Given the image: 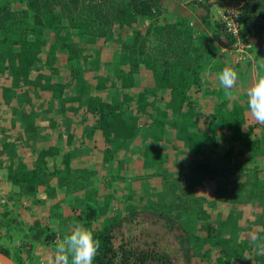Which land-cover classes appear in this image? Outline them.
<instances>
[{
	"label": "crops",
	"instance_id": "0c3cea01",
	"mask_svg": "<svg viewBox=\"0 0 264 264\" xmlns=\"http://www.w3.org/2000/svg\"><path fill=\"white\" fill-rule=\"evenodd\" d=\"M188 1L191 4L185 0H163L165 12L160 23L172 24L175 29L171 30L177 32L167 35L162 31L160 37L153 33L146 37L144 51L151 55L159 53L156 52L157 48L165 50L167 42L189 43L195 49L207 50L210 55L209 60L204 57L200 64L199 83L192 84L188 92L189 97L193 96L195 118L187 126H179L178 135L172 127H165L162 131L157 129L159 134L161 132L171 140L170 147L176 149L170 152L171 156L169 152H161L160 155L166 157L169 154L166 164L169 165L168 172L178 171L180 188H183L180 190L187 191L188 198L194 195L198 199L209 198V209L204 208H211L212 224L232 239V246L245 244L249 242L245 237L247 233L249 236L253 232L264 234V124L256 123L248 115L246 95L253 78L264 73L260 67L264 64V32L260 37L251 38L253 45L245 60L235 63L229 39L222 32L220 23L221 11L228 6V0H206V3L205 0ZM67 3L63 0L64 12L59 5L54 11L44 13V25L40 26L34 23L35 13L28 9V0H0V9L4 13L0 17L13 22L0 29V167L8 169L16 166L13 172L1 168V178L5 180L4 186L12 192L10 198L22 196L24 200L33 198L34 194L38 200L36 207L32 205L31 209H23L22 212L34 214L36 211L40 219L49 212V221L54 226H57V218L53 215H63L61 218L63 223H67L66 229L75 222L71 218L74 210L84 213L88 204L95 203L101 208L112 194L101 188V177L95 178L96 175L93 177L88 172V179L86 174L92 169L98 171L102 165L97 161V154L103 165L104 162H112L111 168L117 170V165L123 161L121 157L125 158L126 163L137 165L141 160L133 159L136 154L133 152L138 153L142 146L146 147L136 143L140 141L138 137L127 142L118 140L119 144L129 143L128 147L122 148L127 152L111 154V159L107 160L110 142L101 130L99 114L87 110L89 98L96 103H112L115 98L122 101V85L117 81V70L130 69L129 64L122 63V54L125 52L124 43L134 36L133 33L130 31L128 37L127 34L121 36L116 26L103 28L99 24L93 31L88 30V35L85 31L81 38L74 35L75 30L71 26L67 30L63 27L61 34L57 35L59 22H69L75 18L66 13ZM46 4L52 5L50 1ZM6 10L9 13L6 14ZM25 11L32 12L25 18ZM28 16L32 19L29 31L24 29L25 20L29 21ZM149 24L150 20L147 19L139 21L143 36ZM67 38H72L70 45L65 42ZM138 48L129 47V54L138 52ZM28 49L37 53L27 67V76H23L20 72L22 66H19L14 54H20L23 58L20 52ZM172 49L163 52L160 64L163 59H171L172 63ZM73 55L78 58L75 59ZM225 66H231L239 77L231 90V97L225 95L217 78V73ZM139 68L136 87L153 92V72L143 66ZM103 70L107 71L104 77ZM107 77L109 81L106 82ZM156 94L159 95L160 102H157L160 106L156 102L154 105L158 111L164 108L161 101L169 98L170 93L168 90H158ZM133 101L137 103L136 96L132 97ZM215 111L221 112L225 121L217 120L216 127L212 128V120L210 122L208 117L214 116ZM130 114L134 116L136 110L132 108ZM249 127L252 131L248 140H231L232 135L236 137L238 133L248 132ZM128 149L131 153H128ZM166 165L160 167L163 172L167 171ZM157 167L158 162H152V174ZM198 168L207 169L208 172L202 173ZM138 172L146 174L152 183L149 171ZM116 174L114 177L108 175L105 179L110 182L108 187L113 189L114 184L117 186ZM14 176L23 179L22 182L32 181L21 185L15 183ZM71 176L74 177L69 178ZM187 176L190 178L186 179ZM31 182L36 185L33 189L30 188ZM90 197L94 199L91 203ZM45 198L51 199L48 204ZM41 202L48 207L47 211L39 210L43 207L39 204ZM82 206L84 209H81ZM249 229L250 232H247ZM238 238L241 239L239 243L236 241Z\"/></svg>",
	"mask_w": 264,
	"mask_h": 264
},
{
	"label": "trees",
	"instance_id": "16d2710c",
	"mask_svg": "<svg viewBox=\"0 0 264 264\" xmlns=\"http://www.w3.org/2000/svg\"><path fill=\"white\" fill-rule=\"evenodd\" d=\"M44 1V0H43ZM41 0H28V9L34 11L35 13V24L37 25H44L42 21V15L46 12H52L59 7L57 0H51L53 2L52 5L47 6L46 1ZM50 1V2H51ZM68 5L66 6V12L70 9H77L78 4L83 0H66ZM98 6L96 7V11L94 15L91 16V19L87 21L78 22L72 21L71 28L79 30L84 29L85 27L93 31L96 28L95 25L99 27V24L102 25L104 28H108L109 26H116L120 31L125 30L127 37L131 32L133 33V37L128 39L124 44L125 50L124 54H122L123 60L122 63L129 64L130 69H118V74L122 75V78L118 81L119 85L122 87H136V82L139 79L140 75V68L141 66L145 67L147 70H151L155 76V85L153 93L158 92V90H168L169 91V98H164L163 106L164 108L160 110H155L151 114L153 118L152 123L155 127V131L159 129L162 131L165 127H176L177 125L181 128L184 124L188 122H192L195 118L193 116L194 107L192 105V100L188 96V92L192 88V84H198L200 81V64L204 60H209L210 58L209 53L207 50L205 52L208 53L206 55L205 52L200 50L199 48H194L189 43H177V42H167V48L173 49L170 51L172 57L171 59H163L162 64H160L163 52L161 48H157L154 54H149L148 52L144 51L145 44H146V37H148L151 33L155 36L157 35L160 37L162 31L164 33L172 34L176 33L177 30L172 31L171 29H175L172 24H161V16L165 12L163 7V0H97ZM188 4L190 3L188 0H185ZM208 1V0H207ZM240 1L244 2L243 6L241 7L240 12V36L244 42L251 43V38H256L262 36L264 32V0H228V6L236 5ZM45 3V4H43ZM206 3V0L205 2ZM191 4V3H190ZM102 5V8L100 6ZM111 5V7H110ZM196 5V4H194ZM103 6L106 9V6H109L111 12L109 10H104ZM61 10L63 11V7L60 5ZM10 10V9H9ZM52 10V11H49ZM32 11H25L23 14L25 18ZM71 12V11H70ZM2 9H0V16L2 15ZM9 13L6 10V14ZM11 14L14 12H10ZM4 14V13H3ZM90 18V17H88ZM147 19L150 20L149 26L145 30V36L142 35L141 28L139 27L138 23L140 20ZM99 20V22H98ZM24 22V21H23ZM12 20H4V18L0 17V29H3L5 26L10 25ZM23 24V23H22ZM26 24H28L26 28ZM93 24L94 26H91ZM24 29L30 30L31 29V22L25 20L24 22ZM93 28V29H92ZM223 28V27H221ZM222 32L225 34L224 30L221 29ZM131 31V32H130ZM227 37L228 35L225 34ZM229 42L231 39L228 37ZM58 40H62L59 38ZM160 40V39H159ZM65 42H68L70 45V38H67ZM38 44V42H37ZM68 45V44H66ZM39 46V44L37 45ZM138 46V52H132L129 54V47ZM206 47V46H205ZM143 48V49H142ZM23 55V58L20 57V54H14L20 63L19 66H22V70L20 71L23 76H27L28 70L27 67L31 63V61L36 57L37 51L28 49L23 50L20 52ZM156 54L158 56H156ZM81 56V55H79ZM153 56V58H152ZM76 59L78 58L77 55H73ZM160 57V58H158ZM152 58V60H151ZM159 61V62H158ZM174 65V66H173ZM23 66L25 69L23 70ZM27 69V70H26ZM142 69V68H141ZM144 69V68H143ZM77 71V75H79V71ZM77 77L78 76H74ZM79 79V78H78ZM94 81V79H93ZM109 81V78H106V82ZM121 83V84H120ZM84 89L82 90V92ZM81 92V93H82ZM150 92L149 89H145L140 93L136 100L138 101V109L136 110V114L132 116L130 111L132 110L130 106V99L128 96L122 95V101H118L116 98L112 103H107L105 101H101L96 103L94 99L89 98L87 102V110L99 114L100 117V127L101 130L104 132L105 138L111 143H117L118 140H122L123 142H127L135 138L139 131V123L142 121L145 114H148L146 110V106L148 103L146 102L145 94ZM134 102V101H133ZM188 105V107H186ZM190 106V107H189ZM217 114H213L214 116H210V122L212 120L211 126L212 128L216 127V121L219 120L220 122H224V116L220 114L221 112L216 111ZM174 114V116H172ZM233 120H236L235 118ZM239 122L241 120L238 119ZM146 123V122H145ZM252 129L249 127L248 132L238 133L232 135L231 140L243 142L248 140V136L251 134ZM144 134V133H143ZM138 136V135H137ZM163 136V134H162ZM165 136V135H164ZM143 137V136H142ZM153 137L159 139L157 136V132L153 134ZM144 138V137H143ZM167 138V136H165ZM230 141V140H229ZM231 141V142H232ZM120 143V145L123 144ZM232 145L230 144V147ZM252 147V144L250 145ZM148 149V148H147ZM149 150V149H148ZM110 152V151H109ZM114 154V153H113ZM111 153L108 154L106 157L107 160L111 159L109 157ZM109 158V159H108ZM68 169V167H66ZM3 169V168H2ZM64 172L63 174L65 175ZM199 171L202 173L208 172L207 169L198 168ZM204 170V171H203ZM70 174V171L69 173ZM10 176V175H9ZM15 179V183L25 185V182L30 183L31 179L27 181H23V179H16L17 177H12ZM21 182V183H19ZM73 186L77 187L72 183ZM36 185L31 182L30 188L33 189ZM94 199L89 198V203H91ZM110 201L106 199V203L101 206V208L97 207V204L87 205V212L85 213L84 217L82 215H75L74 213L71 214V218L75 222H79L84 220L86 225L89 226V229L92 230L94 237L100 240L101 246L98 251V254L94 260V264H115L116 257L120 256L122 249H125L124 246H120L121 251L119 253L114 251L111 247L113 242V230L117 227L120 228V221H114L109 224H105L103 226L94 227L93 222L101 218L102 215L105 214L106 208L110 205ZM132 211V208H131ZM205 216L204 223H200L201 227L199 228L202 235H191L190 233L181 230L182 226H179V232L177 233V238L179 240L181 251L183 256L187 262H190L192 259H197L199 264H240V252L239 250L242 249L244 251H248L250 247V243L247 242L245 244H239L232 246L231 238L222 234V230L220 228H215L212 224L211 216H207L205 212H203ZM77 214V213H76ZM132 214V213H131ZM154 215L164 216L166 217V213L163 211H153ZM63 215H56L57 219H60ZM51 218V216L49 217ZM56 219V221H57ZM42 219H37L35 222L28 228V233L26 235L29 242L32 243H43L48 242L53 239L54 233L49 231L50 229H54L55 227H60V225L54 226L52 223L50 225L42 224ZM122 220H125L124 218ZM210 221V222H208ZM44 222V221H43ZM50 222V221H49ZM91 227V228H90ZM194 242V243H193ZM231 243V244H230ZM203 245H206L207 248H204ZM0 251L11 257L9 249L0 245ZM122 258H126L124 262H127L130 259L135 260V264H148V261L151 256H149L146 252H133L128 251L125 249L121 253ZM158 255V253H157ZM259 264H264V256H258ZM167 264L169 263V258L166 257ZM160 264V263H159ZM247 264H250L249 262Z\"/></svg>",
	"mask_w": 264,
	"mask_h": 264
},
{
	"label": "rangeland",
	"instance_id": "374dc122",
	"mask_svg": "<svg viewBox=\"0 0 264 264\" xmlns=\"http://www.w3.org/2000/svg\"><path fill=\"white\" fill-rule=\"evenodd\" d=\"M57 1L59 5H61L62 7L64 6L63 0H57ZM51 4H53L52 1ZM48 5L49 4H47V6ZM67 5L68 3L66 4V6ZM97 6H98L97 0H83L78 4L77 9L69 8L71 12L67 10L68 13L67 12L66 13L69 15L71 14V16H75V18H73L69 22L67 21L59 22L58 23L59 27L56 30V34L57 35L61 34L63 29L66 28L68 29V27L71 26L70 23H72V21L83 22L85 20L87 21L88 19H91V16L94 15ZM100 8H102V5L100 6ZM108 8L110 9L109 6H106L107 10H109ZM103 9L106 10L105 7H103ZM109 11L111 12V9ZM28 19L30 22H32V19L29 16ZM91 26L94 25L91 24ZM71 29L73 31L75 30L74 35L78 38L84 36L83 33L85 31L87 32V35L89 34L88 29L86 27L84 29H79V30H77V28L76 29L71 28ZM119 31L120 30H117V32ZM120 33L122 36L126 34V31L123 30L120 31ZM70 39L72 40V38ZM102 73H103L102 77H104L107 71L103 70ZM121 78L122 75L120 77V75L118 74L117 81H119ZM144 90L145 88L141 89L135 86L129 88L126 86V87H122L121 94L128 96L130 99H132L133 96L138 97L140 93ZM145 96H146V102L148 103V105L146 106V110L148 114L142 116L143 119L139 123L140 125L137 134L138 136L136 135L135 137H138V139H140V141L138 140L136 142L137 144L141 143V146L144 144V146L146 147L142 146V148L138 153L133 152V154L136 153L134 154L135 156L133 157V159L135 158L141 161H139L137 165H131L130 163L128 164L125 162L126 160L124 157H121L120 160L123 161H121V164L117 165V170H113L110 165V163L112 162L110 163L104 162L103 165L102 163L103 161L101 157L97 154V161L99 164H102L100 165L99 170L96 171L92 169L86 172L87 175L89 172V175L91 174L93 177L96 175L95 178H97V176L101 177V180L103 181L102 184L100 185L101 188H105L107 189V191L109 190L112 193L111 196L108 198L111 204L105 209L106 210L105 214L102 215L101 218L99 217L98 220L93 222V226L99 227L114 221H120L121 222L120 228L117 227L112 232L114 237L111 245L112 249L118 252L120 250V246L123 245L124 248L128 251H133L135 253L140 251L146 252L149 256H151L148 261V264H159V263L167 264L166 257L169 258L168 264H199V261H196L197 259L196 260L192 259L190 262H187L185 260L183 253L181 251L179 240L177 238V233L180 231L179 226H182L181 230L186 231L191 235H201V232L199 230L201 226L200 223L206 222L205 218L203 219V216H205L203 215L204 214L203 212L205 213L207 212L206 214L209 217L212 216L211 208L210 210H206L204 208V206H206L209 209V204H208L209 198H206L205 200L204 198L198 199L196 198L193 192H191V194H193L194 197L188 198V192L180 190L182 187L180 188L181 181L180 178L177 176L178 171L175 170L174 172H168L169 165L166 164L167 161L169 160V154L166 157H163L162 155H160V153L161 152L173 153L176 149H174V147H170L171 140L169 138H165L164 136L165 134L162 136L161 132L159 134L158 130L156 131L154 130L155 127L153 126L152 123L153 118L151 117V114L153 113V111L157 110L158 108L156 105H154V102H156L157 104L160 102L159 98L157 97L159 95L153 92L151 93L148 92L145 94ZM192 97L190 98L192 100L191 103L194 107V100L192 99ZM161 103L163 104V100L161 101ZM138 104H139L138 101L137 103L132 102V106H133L132 108L134 110H137L139 106ZM158 105L160 106V104ZM186 107H188V105H186ZM193 113H194L193 116H195L196 113L194 111ZM208 118L210 119V117ZM174 128L176 134L178 135V130H180L179 126L177 125V128L176 127ZM155 132H157V136H159L160 140H158V138L155 139L153 137V134ZM191 143L194 144V142L192 141ZM128 145L129 143H123L122 145H120L117 139V146L114 142L109 143L110 153L112 155L114 154L118 155L119 153L123 154L124 152L127 151L126 149H122V148L123 147L126 148L128 147ZM112 147L117 150L115 151V149H112ZM128 151H129L128 153H131L130 149H128ZM171 153L170 156L172 155ZM152 162H158V167H159V169H157L158 168L157 167L155 171L153 170L154 171L153 174L151 173ZM170 163L171 162H169L168 164ZM178 163H176L175 165H178ZM162 165H166L168 167L166 172H163L161 170L160 167ZM1 168L2 167H0V176L2 170ZM5 168L3 170L7 169ZM15 168L16 166H13L8 168L7 170L13 172L12 170H14ZM163 168L166 169L165 166H163ZM137 170L142 173L149 171V176L151 175V178H153L152 183L148 181L147 179L148 177L146 174H140ZM113 172H115V174L117 173L116 174L117 186L116 184H114L115 190L111 186L108 187V185L110 184L109 180L107 182L105 181L106 177L108 175H112L111 173ZM115 174H113L112 176L114 177ZM72 177L74 176H71L69 178ZM187 178L190 177L187 176L186 179ZM88 179H90V176ZM4 184H5V180L4 179L2 180L1 178L0 179V245L9 249L11 258L17 264H51L55 254V242L62 239L63 236L66 234L65 225H67V223L66 222L63 223V219L60 217V219H57V225H60V227H55L53 230L52 229L49 230L55 234L52 240L43 243L30 244L31 242H29L26 237L28 233L27 230L35 222L36 219H40L38 216L39 214H37L36 211L34 210H33L34 214L29 212L24 213L21 210L31 209L32 205L33 208L36 207L38 205L37 204L38 200L35 199L36 197H34V194H33V198L30 197L24 200L23 198H21L22 196L10 198L12 196L11 195L12 192H9L8 187L6 188ZM95 184L96 182L93 183L94 187ZM192 188L193 185L191 189ZM191 189H189L188 191H192ZM95 191H96L95 193H98V190ZM44 200L47 201L46 204H48L49 200L51 199L45 198ZM39 204L43 206L42 208L41 207L39 208V210H41L42 212L48 210V207L44 206V203L41 202ZM81 209H84V206H82ZM202 209L205 211H203ZM153 211L154 212L163 211V213H166L165 215L166 217L154 215L152 214ZM86 212L87 211L83 213L81 210V213H78L77 211L74 210L73 213L75 215L79 214L84 217ZM45 215H46L44 216L45 219L42 217L41 222L42 224L50 225L49 212L48 213L46 212ZM53 216H55L56 218V213ZM123 218L125 220H122ZM210 221L212 222V220ZM79 222L89 228V226L86 225V222L84 220ZM247 232H250V229ZM245 237L246 239H249L250 236L247 233ZM241 239L238 238L236 241L239 243L241 242ZM203 247L207 248L206 245H203ZM125 249H122V252L125 251ZM120 252L121 251H119V253ZM239 252H240V264H247L248 262L252 264V261L253 264L260 263L258 256L254 254L252 248H250L248 251H244L240 249ZM121 253L118 258L116 257L115 264H135L134 259H130L127 262H124L126 258H122ZM244 254H247L249 257L252 258V260H245L242 257V255Z\"/></svg>",
	"mask_w": 264,
	"mask_h": 264
},
{
	"label": "clouds",
	"instance_id": "9594fccd",
	"mask_svg": "<svg viewBox=\"0 0 264 264\" xmlns=\"http://www.w3.org/2000/svg\"><path fill=\"white\" fill-rule=\"evenodd\" d=\"M260 67L264 69V64ZM217 78L225 95L231 97V90L239 78L237 71L231 66H225L217 73ZM246 95L248 115L256 123L264 124V73L253 78ZM101 243L94 237L91 229L80 222H73L68 225L63 238L55 242V254L51 264H94ZM249 243L256 256H264V234L251 233ZM242 257L245 260H252L247 254Z\"/></svg>",
	"mask_w": 264,
	"mask_h": 264
},
{
	"label": "built area",
	"instance_id": "2783aa9c",
	"mask_svg": "<svg viewBox=\"0 0 264 264\" xmlns=\"http://www.w3.org/2000/svg\"><path fill=\"white\" fill-rule=\"evenodd\" d=\"M145 1V0H139ZM244 2L240 1L236 5L227 6L220 14V23L224 32L231 39L229 48L233 55L235 63H241L245 60L249 50L252 48L251 43L244 42L240 36V12ZM1 179V176H0Z\"/></svg>",
	"mask_w": 264,
	"mask_h": 264
},
{
	"label": "water",
	"instance_id": "95a60500",
	"mask_svg": "<svg viewBox=\"0 0 264 264\" xmlns=\"http://www.w3.org/2000/svg\"><path fill=\"white\" fill-rule=\"evenodd\" d=\"M0 264H17L11 257L0 251Z\"/></svg>",
	"mask_w": 264,
	"mask_h": 264
}]
</instances>
